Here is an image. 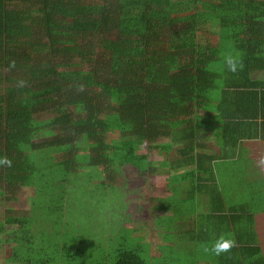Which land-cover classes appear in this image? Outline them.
<instances>
[{"label":"trees","instance_id":"1","mask_svg":"<svg viewBox=\"0 0 264 264\" xmlns=\"http://www.w3.org/2000/svg\"><path fill=\"white\" fill-rule=\"evenodd\" d=\"M263 73L264 0H0V160L11 161L0 163V201L34 192L28 214L0 223L6 264H162L140 225L112 252L87 237L51 241L34 210L59 220L78 174L90 178L82 170L152 174L143 144L203 173L204 130L221 157L258 129L264 138ZM88 246L104 250L93 258Z\"/></svg>","mask_w":264,"mask_h":264},{"label":"crops","instance_id":"2","mask_svg":"<svg viewBox=\"0 0 264 264\" xmlns=\"http://www.w3.org/2000/svg\"><path fill=\"white\" fill-rule=\"evenodd\" d=\"M261 133L258 129L253 139L227 146L225 153L229 156L221 157L219 154L224 152L216 142L217 136L204 130L197 141L203 147L197 153L205 155L204 162L209 167L204 166L203 173L197 172L196 164L181 165V158L176 155H152L148 151V162L157 164V168L142 177L154 180L164 177L163 184L153 182L155 188L163 190L148 199L155 204L151 230L144 222L140 224L143 229L139 235L141 242L149 246L150 259L163 260L162 264H245V257L259 251L264 263V138ZM212 155L216 158L209 166L206 156ZM166 198L171 200L170 204ZM159 203H167V210H161ZM151 231L158 237L153 240L154 244L150 241ZM222 235L234 238L235 246L220 255L204 250V245L210 248ZM251 261L260 263L256 254Z\"/></svg>","mask_w":264,"mask_h":264},{"label":"rangeland","instance_id":"3","mask_svg":"<svg viewBox=\"0 0 264 264\" xmlns=\"http://www.w3.org/2000/svg\"><path fill=\"white\" fill-rule=\"evenodd\" d=\"M42 117L39 116L38 118ZM113 141L116 140L113 138ZM139 151L147 154L146 144L140 146ZM150 154L156 155V152H150ZM84 171L89 173L90 178L88 180H84L88 175L83 173ZM82 173L78 174L76 183H79V187L72 192L71 199L64 206L62 217L57 220L54 216L48 217L41 211L34 210L32 224L34 229L41 227V230L48 231L49 239L58 244L80 237L90 238L93 244L110 243L108 245L112 252L118 248V243L115 242H118L117 240L121 239L122 236L125 237L123 240L127 242L126 249H129L130 244L134 242V239H129L127 226L138 227L144 222L151 230L149 227L152 224L150 218L155 204L150 203L148 199L151 195L153 196L163 190L162 187L155 188L154 183L163 184L164 177L156 179L159 182L152 177L144 179L134 169L129 168L115 174L113 181L106 179V174L102 172V168L95 170L90 168V170H82ZM82 181H84V185L80 187ZM152 183L153 186L149 187ZM7 195L9 196L8 193ZM33 195V189L20 188L15 192L14 199L1 200L0 223L8 217L7 211L28 214L30 198ZM6 228L10 230L13 226H6ZM151 232L150 241L158 240L155 231ZM7 238L6 234H0V264H6V248L9 246L6 243ZM87 248L93 258L100 256L104 250L103 247H99L95 249L97 251L92 252L91 246ZM155 263L159 264V261H155Z\"/></svg>","mask_w":264,"mask_h":264},{"label":"clouds","instance_id":"4","mask_svg":"<svg viewBox=\"0 0 264 264\" xmlns=\"http://www.w3.org/2000/svg\"><path fill=\"white\" fill-rule=\"evenodd\" d=\"M225 63L228 66L230 71H236L238 66V59L233 55L229 54L225 56ZM0 163H7L9 166L11 165V161L8 160H0ZM235 246V239L226 235H222L217 237V239L212 242L211 247L209 248L207 245H204L205 251H211L216 255H220L221 253L227 252L230 248Z\"/></svg>","mask_w":264,"mask_h":264}]
</instances>
